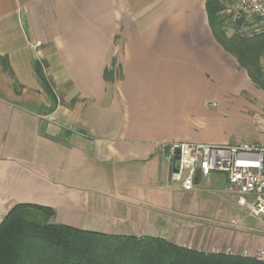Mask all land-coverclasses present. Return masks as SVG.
I'll return each instance as SVG.
<instances>
[{
    "label": "crops",
    "instance_id": "crops-1",
    "mask_svg": "<svg viewBox=\"0 0 264 264\" xmlns=\"http://www.w3.org/2000/svg\"><path fill=\"white\" fill-rule=\"evenodd\" d=\"M0 56L13 71L0 64V223L38 204L50 222L214 251L185 200L205 180L187 197L167 146L236 144L241 124L264 123V89L215 37L206 0H0Z\"/></svg>",
    "mask_w": 264,
    "mask_h": 264
},
{
    "label": "trees",
    "instance_id": "trees-1",
    "mask_svg": "<svg viewBox=\"0 0 264 264\" xmlns=\"http://www.w3.org/2000/svg\"><path fill=\"white\" fill-rule=\"evenodd\" d=\"M206 10L217 40L237 58L251 80L264 89V34L251 36L236 31L228 35L223 0H206ZM234 20L236 28L246 21L243 17ZM0 64L13 76L7 56H0ZM36 71L57 102L39 63ZM112 75L107 73V79H112ZM55 214L47 206L15 205L0 223V264H264L253 257L206 252L159 237L110 235L50 222Z\"/></svg>",
    "mask_w": 264,
    "mask_h": 264
},
{
    "label": "built area",
    "instance_id": "built-area-1",
    "mask_svg": "<svg viewBox=\"0 0 264 264\" xmlns=\"http://www.w3.org/2000/svg\"><path fill=\"white\" fill-rule=\"evenodd\" d=\"M234 19L254 17L264 33V0H237L229 10ZM262 67L264 70V54ZM171 158L178 151L170 180L186 191L194 190L197 182L209 180L213 174H223L231 192L237 194V203L256 217L264 218V146L258 143L209 144L203 142H173L169 144ZM216 251V250H215ZM216 252L241 254L264 261V250L233 248Z\"/></svg>",
    "mask_w": 264,
    "mask_h": 264
},
{
    "label": "rangeland",
    "instance_id": "rangeland-1",
    "mask_svg": "<svg viewBox=\"0 0 264 264\" xmlns=\"http://www.w3.org/2000/svg\"><path fill=\"white\" fill-rule=\"evenodd\" d=\"M236 2L237 0H223L225 5L223 15L227 34L232 35L236 31L251 36L264 34L261 22L254 17L246 18L239 28L235 27V20L232 15H229L231 14L229 10L236 5ZM261 61H263V57H261ZM259 103L264 105V95L263 98H259ZM263 137L264 123L261 118L255 117L253 122L241 124L231 143L239 144L244 141L254 143L250 141ZM224 177L223 174H214L209 181L205 180L201 183L199 196L190 199L185 197L186 206L190 205V211L196 215L192 224L195 228L194 233L202 238L211 236L217 240L216 247H210L209 251L233 248L238 253L247 247H260L263 242L262 238H264V218L254 217L248 209L242 208L237 203L238 196L228 190ZM186 194L187 197L191 196L188 192Z\"/></svg>",
    "mask_w": 264,
    "mask_h": 264
},
{
    "label": "water",
    "instance_id": "water-1",
    "mask_svg": "<svg viewBox=\"0 0 264 264\" xmlns=\"http://www.w3.org/2000/svg\"><path fill=\"white\" fill-rule=\"evenodd\" d=\"M167 149L169 150V146H167ZM178 157H179V156H178V151H176L175 156L172 157L171 160H170V162H171V164H170V174H171V172H172V169H173L174 163L176 162V160L178 159Z\"/></svg>",
    "mask_w": 264,
    "mask_h": 264
}]
</instances>
